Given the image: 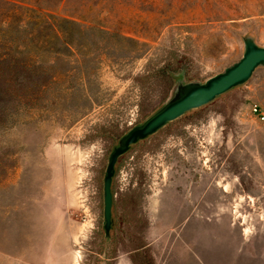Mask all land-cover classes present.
Listing matches in <instances>:
<instances>
[{
    "label": "rangeland",
    "instance_id": "1",
    "mask_svg": "<svg viewBox=\"0 0 264 264\" xmlns=\"http://www.w3.org/2000/svg\"><path fill=\"white\" fill-rule=\"evenodd\" d=\"M246 34L264 0H0V264H264V67L117 159L102 227L112 147Z\"/></svg>",
    "mask_w": 264,
    "mask_h": 264
},
{
    "label": "water",
    "instance_id": "2",
    "mask_svg": "<svg viewBox=\"0 0 264 264\" xmlns=\"http://www.w3.org/2000/svg\"><path fill=\"white\" fill-rule=\"evenodd\" d=\"M241 39L242 53L237 60L203 81H185L177 77L169 98L142 122L131 126L112 147L102 177V227L105 237H109L113 224L112 180L118 157L127 152L130 145L154 134L186 112L205 106L220 95L245 84L257 68L264 67V44H259L249 34Z\"/></svg>",
    "mask_w": 264,
    "mask_h": 264
},
{
    "label": "trees",
    "instance_id": "3",
    "mask_svg": "<svg viewBox=\"0 0 264 264\" xmlns=\"http://www.w3.org/2000/svg\"><path fill=\"white\" fill-rule=\"evenodd\" d=\"M3 50H8V53H0V114H2L6 108V103L8 100V83L10 79H17L16 77H10L7 73H19L21 72L20 62L12 57L11 52L16 53L17 55L21 54L22 51L14 46L4 47ZM10 77V78H9ZM13 78V79H12ZM18 82V81H17ZM0 117V121H1Z\"/></svg>",
    "mask_w": 264,
    "mask_h": 264
},
{
    "label": "built area",
    "instance_id": "4",
    "mask_svg": "<svg viewBox=\"0 0 264 264\" xmlns=\"http://www.w3.org/2000/svg\"><path fill=\"white\" fill-rule=\"evenodd\" d=\"M251 111L254 115H256V117L264 122V109H262L261 107L257 106V105H253V107L251 108Z\"/></svg>",
    "mask_w": 264,
    "mask_h": 264
},
{
    "label": "flooded vegetation",
    "instance_id": "5",
    "mask_svg": "<svg viewBox=\"0 0 264 264\" xmlns=\"http://www.w3.org/2000/svg\"><path fill=\"white\" fill-rule=\"evenodd\" d=\"M192 110H193V109H192ZM166 125H167V124H166ZM162 128H163V127H162ZM162 128H160V129H162ZM160 129H159V130H160ZM159 130H158V131H159ZM158 131H157V132H158ZM155 133H156V132H155ZM155 133H154V134H155ZM152 135H153V134H152ZM149 136H151V135H149ZM149 136H148V137H149ZM148 137H146V138H148ZM146 138H144V139H146ZM142 140H143V139H142ZM142 140H139L138 142H136V143L130 145V148H129V150H128L127 152H129V151H130V150H131L136 144H138V143H139L140 141H142ZM127 152H125L124 154H126ZM124 154H122L121 156H123ZM121 156H119L118 159H119ZM116 163H117V162H116ZM116 168H117V165L115 164V170H116Z\"/></svg>",
    "mask_w": 264,
    "mask_h": 264
}]
</instances>
